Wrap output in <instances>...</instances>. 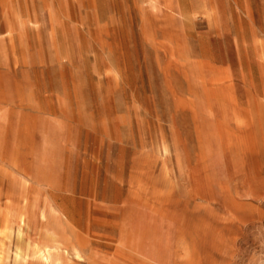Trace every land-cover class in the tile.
<instances>
[{
  "label": "rangeland",
  "instance_id": "1",
  "mask_svg": "<svg viewBox=\"0 0 264 264\" xmlns=\"http://www.w3.org/2000/svg\"><path fill=\"white\" fill-rule=\"evenodd\" d=\"M0 264H264V0H0Z\"/></svg>",
  "mask_w": 264,
  "mask_h": 264
}]
</instances>
